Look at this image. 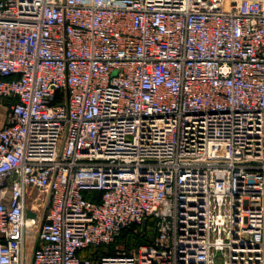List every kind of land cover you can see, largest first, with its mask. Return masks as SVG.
<instances>
[{
  "label": "built area",
  "instance_id": "1",
  "mask_svg": "<svg viewBox=\"0 0 264 264\" xmlns=\"http://www.w3.org/2000/svg\"><path fill=\"white\" fill-rule=\"evenodd\" d=\"M9 96L0 264H264V0H0Z\"/></svg>",
  "mask_w": 264,
  "mask_h": 264
},
{
  "label": "trees",
  "instance_id": "2",
  "mask_svg": "<svg viewBox=\"0 0 264 264\" xmlns=\"http://www.w3.org/2000/svg\"><path fill=\"white\" fill-rule=\"evenodd\" d=\"M85 195L89 196L92 200H98V198L100 197V193L94 191L87 192ZM152 224L153 218L149 217L147 219V226H149V230H147L146 232L143 233L139 231L138 233L134 234L132 233L131 229H125L119 234V236L116 237L112 245L103 246L99 250L107 251L108 253H113L115 244L126 243L128 247H131L134 245L151 242V237L153 234V229L151 228ZM150 233L151 237L148 236V234Z\"/></svg>",
  "mask_w": 264,
  "mask_h": 264
},
{
  "label": "crops",
  "instance_id": "3",
  "mask_svg": "<svg viewBox=\"0 0 264 264\" xmlns=\"http://www.w3.org/2000/svg\"><path fill=\"white\" fill-rule=\"evenodd\" d=\"M15 99V97L13 96H9L7 98H1L0 97V128L5 124L6 122V118L8 115V110H9V105L11 104V102ZM35 240L32 242H28L27 244V248H26V253L29 256H31V252H32V246L34 244Z\"/></svg>",
  "mask_w": 264,
  "mask_h": 264
},
{
  "label": "water",
  "instance_id": "4",
  "mask_svg": "<svg viewBox=\"0 0 264 264\" xmlns=\"http://www.w3.org/2000/svg\"><path fill=\"white\" fill-rule=\"evenodd\" d=\"M49 201H50V194H49V196H48V198H47V200H46L45 206H44V208H43L42 219H43L44 216H45V212H46V210H47V208H48ZM146 224H147V219H144V220L142 221V224H141L142 232H144V230H145V228H146ZM38 242H39V238H38V235H37V236H36V239H35V242H34V244H33V248H32L33 251L36 249V247H37V245H38ZM33 255H34V254H33V252H32V253H31V256H30L29 264H32V262H33Z\"/></svg>",
  "mask_w": 264,
  "mask_h": 264
},
{
  "label": "rangeland",
  "instance_id": "5",
  "mask_svg": "<svg viewBox=\"0 0 264 264\" xmlns=\"http://www.w3.org/2000/svg\"><path fill=\"white\" fill-rule=\"evenodd\" d=\"M8 111H9V110H8ZM37 228H38V227H35V231H36ZM150 235H151V233L148 234V236H150ZM150 237H151V236H150ZM215 264H221V259H220V258H217Z\"/></svg>",
  "mask_w": 264,
  "mask_h": 264
}]
</instances>
